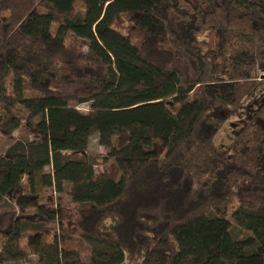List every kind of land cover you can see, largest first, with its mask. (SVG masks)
<instances>
[{
    "label": "trees",
    "instance_id": "obj_1",
    "mask_svg": "<svg viewBox=\"0 0 264 264\" xmlns=\"http://www.w3.org/2000/svg\"><path fill=\"white\" fill-rule=\"evenodd\" d=\"M129 13L133 37L113 26ZM15 105L38 140L0 150L19 210H0V264H264V0H0L2 134ZM93 134L114 172L83 154ZM42 186L66 188L87 260L46 238Z\"/></svg>",
    "mask_w": 264,
    "mask_h": 264
},
{
    "label": "rangeland",
    "instance_id": "obj_2",
    "mask_svg": "<svg viewBox=\"0 0 264 264\" xmlns=\"http://www.w3.org/2000/svg\"><path fill=\"white\" fill-rule=\"evenodd\" d=\"M137 14L129 13L120 15L113 23V26L118 29L124 35H129L131 37L136 36L137 28ZM65 43L71 48L87 51V41L79 36H76L72 32H66L65 34ZM10 76L7 78L6 86L8 88V92L10 91ZM27 96L35 93L25 92ZM76 108L81 110L82 112H87L89 109L88 103H82L76 105ZM16 115L21 119L20 126L13 130L11 134L5 135L0 133V150L4 151L7 146H9L14 140L22 139L28 142H34L38 140V135L33 127L26 124V113L21 109L19 105H15L11 108ZM4 109L0 106V118L2 119L4 116ZM239 120L235 116H231L218 130L215 135L214 141L219 145H227L230 143L232 139V130L237 126ZM68 154V151H65ZM84 155L93 163V169L97 173L107 172V169H111L112 172L115 167L113 166V161L108 157V148L101 145L98 140V135L93 134L89 137L88 145L83 152ZM79 155V154H78ZM44 173L51 174V167L45 166ZM118 173L115 172V176ZM22 186L24 192L29 190V185L27 181V177H22ZM39 200L43 202L48 209L50 210L53 221L48 224V234L46 238L49 240L55 235L60 243L62 248L74 249L79 248L81 250L80 254L83 260H87L92 248V244L85 240L80 230L75 226L74 222L76 219V205L70 201L68 194L65 191L57 192L55 191L53 186H42L40 188ZM237 206V202L235 201L228 212L231 209ZM8 207L14 208L17 212H19L18 207L15 203L14 196H8L4 199V201L0 204V210ZM59 208V209H58ZM34 211L33 207H29L25 209L23 213H29ZM232 232L235 237L240 238L249 232L244 230L238 225L232 228ZM25 239H22L21 242H24ZM32 256L31 258H33ZM14 264H32L29 262H17Z\"/></svg>",
    "mask_w": 264,
    "mask_h": 264
}]
</instances>
